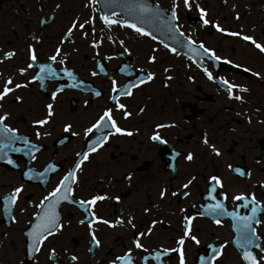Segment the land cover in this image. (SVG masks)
I'll return each instance as SVG.
<instances>
[{"label": "flooded vegetation", "instance_id": "1", "mask_svg": "<svg viewBox=\"0 0 264 264\" xmlns=\"http://www.w3.org/2000/svg\"><path fill=\"white\" fill-rule=\"evenodd\" d=\"M84 2L98 18V28H76L69 39L65 34L71 22L83 23L90 18L78 12L85 7ZM175 3L178 38L168 45L164 41L166 34L158 33L165 28H155L150 36L132 28H105L98 2L0 0V56L15 51L12 58L0 59V86L9 76L13 83H28V87L0 101V114L9 113L5 123L16 128L18 135L28 137L38 149L31 154L9 153L12 164L7 163V158L0 160V197L23 185L11 214L4 212V201L0 199V264H112L129 249L135 257L134 264H144L143 256L163 248H177L186 216L192 217L191 235L198 238L199 244L185 237V264H201L200 258L210 256L212 247L224 241L228 244L213 264H243L232 243L236 233L231 217L199 215L205 205L215 202L208 195V178L213 175L221 179L213 195L228 211L248 214L250 208L239 207L242 202L232 199L240 193L254 195L261 202L257 213L261 223L253 226L264 242V52L242 38L252 36L264 46V0H190V8L184 6L183 0ZM147 4L158 11L162 21L171 16L173 0H147ZM197 4L206 11L207 25L201 21ZM217 24L241 35L218 31ZM93 40L100 41L95 48ZM200 44L221 59H211V53L196 55ZM29 45L35 49L37 63L49 62L55 49H61L57 62H53L58 74L45 79L44 87L31 80L38 67L25 75L18 72L29 62ZM150 56H155V61H150ZM60 59L64 64L58 63ZM205 67L213 79L208 78ZM64 68L71 69L77 79L64 75ZM122 68L126 71L122 72ZM149 72L153 73L151 80L146 79ZM142 78L145 80L140 83ZM220 80L247 91L234 88L230 97ZM129 84L136 85L131 95H121L119 89ZM58 88L61 91L57 92ZM17 95L22 97L20 102L15 100ZM236 95L242 100L235 99ZM113 96L117 99H111ZM49 103L54 115L46 125H35L34 120L46 115ZM117 103H123L125 108H117ZM105 109H112L117 125L132 135L116 133L109 123L106 129H96L85 136L84 130ZM65 125L71 127L65 130ZM37 132L41 133L39 137ZM103 134L109 139L90 153L77 170L73 196L76 200L92 195L107 198L85 209L62 201L56 210L63 227L41 243L40 251L31 250L26 234L40 211L36 206L74 167L77 153L86 151ZM154 134L161 139L152 140ZM205 138L208 144L203 142ZM14 146L23 147L19 143ZM188 153L193 154L192 160L186 158ZM49 165L53 170L38 175ZM30 168L34 172L24 176ZM193 177V183L183 189L182 185ZM162 189L166 190L163 198L159 196ZM184 191L187 196L182 194ZM95 218L108 220L114 226ZM118 218L123 223L117 224ZM217 218L221 220L219 225L214 223ZM149 228V235H138ZM92 232L99 245L93 243ZM137 238L144 249L132 243ZM253 251L258 259L264 256L259 249ZM73 255L77 257L74 261L70 259ZM147 264L156 262L150 258ZM161 264H179V253L165 254Z\"/></svg>", "mask_w": 264, "mask_h": 264}, {"label": "snow or ice", "instance_id": "2", "mask_svg": "<svg viewBox=\"0 0 264 264\" xmlns=\"http://www.w3.org/2000/svg\"><path fill=\"white\" fill-rule=\"evenodd\" d=\"M114 2V0H112ZM91 4H96L97 0H90ZM183 4L186 8H190V0H183ZM106 7L108 4L106 3ZM120 6V5H118ZM59 7V5H57ZM122 7V11H124L127 15L135 16L136 18L141 19L145 23H152L158 26V28L163 27L166 28L169 32H174V28L172 25V21L176 19L177 13H176V3L175 0H173L172 4V12H171V19L168 21H162L160 19L159 13L154 12L153 9L147 4V0H133V2L125 4ZM197 8L200 11V17L203 24L207 25L209 21L205 19L206 11L197 4ZM100 19L104 22L106 26H111L112 24H120L121 26H127L129 28H132L140 35L150 36L151 33L147 32L144 28L138 27L135 23H130L127 19H121L120 17L116 16L115 12H113L111 15H103L100 17ZM92 24V18H89L85 20L83 23H79L78 20H73L71 22V26L68 27L66 36L70 39L71 35L73 33V30L76 28H79L80 30H83L85 28V25H91ZM216 28L218 31L221 32H227L228 35L232 36H238L241 35L237 32H228L226 29L221 28L218 24L216 25ZM83 35L87 36V33L84 32ZM182 35V34H181ZM173 39L175 36L173 35ZM246 41H251L257 49H259L261 52H264V46L257 43L252 36L244 35L242 37ZM111 39V37H109ZM152 39H156L155 36H152ZM63 42V41H62ZM100 43L99 40H93L92 46L95 48ZM123 43V41H121ZM165 47H168V45H165ZM191 47V44H190ZM172 52H176V48H170L169 49ZM202 50V51H201ZM127 51V49H125ZM61 49L56 48L55 53L48 57V61L46 63H37V55L35 53V49L32 45L28 46V54H29V62L27 63L26 67H20L18 69V72L20 75H25L29 69H32L34 67H38L39 71H37L34 75H32L31 80L32 81H39L40 86L44 87V80L47 78H56L57 76V69L53 67V62H57V56L60 54ZM211 53V59L213 60H220L221 57L216 56L212 50L206 48L203 44L199 45V49L196 50V55L203 57L205 55H208ZM15 55V51H8L2 54L0 56V59H10ZM150 61H155V56L149 57ZM60 64H64V60L60 59L58 61ZM122 72L126 71V68L121 69ZM167 71V70H166ZM204 71L208 78L211 80L213 79L212 73L208 71V69L205 67ZM64 75H66L68 78L72 80H76L77 77L74 75L73 71L68 68L63 69ZM93 75H96L95 72H93ZM153 78V73L149 72L147 73L146 79L151 80ZM145 78H142L140 80V83H143ZM220 83L227 87V91L230 97L233 96V89L234 88H241L239 85H233L229 84L227 80H220ZM73 87H76V84L72 85ZM28 87V83H13V77L9 76L6 80H4L3 85L0 86V101H2L9 93H12L13 91L20 89V88H26ZM133 87H136L135 84H129L126 86V88L119 89L121 95H131V89ZM242 91H247L246 88H241ZM61 91V89L56 90ZM113 91H118L116 82L113 81ZM55 92L53 93V96L55 97ZM99 95V93H97ZM237 100H242V97L239 95H236L234 97ZM111 99L116 100L117 98L115 96L111 97ZM15 100L17 102H20L22 100V97L17 95L15 96ZM116 107L119 109H124L125 105L123 103H117ZM112 109H105L103 114L99 116V118L91 124L90 127L86 128L84 130V135L87 136L90 133H93L96 129H106L109 126L115 130L116 133L120 134H127L132 135L130 131H126L125 129L119 127L117 125V122L115 119H113V116L111 115ZM9 113L5 112L3 114H0V160H3L7 158V163L12 164L14 163L11 158H8V154L11 152H26L27 154H31L32 152L38 150L37 145L32 144L29 142L28 137L23 135H18V130L14 127H10L7 123H5V120L7 119ZM54 115L53 112V105L51 103L46 105V115L44 118L36 119L33 121L35 125L43 126L46 125L49 122V118H51ZM130 114L125 111L124 116L128 117ZM70 125H65V130L70 128ZM158 127H165V125H158ZM47 135L48 133H44ZM41 135L40 132L36 133V136L39 137ZM75 135V133H74ZM109 139L107 134H103L96 137V140L90 144L86 151H83L81 153H77V161L67 174H65L59 181V183L53 188L51 192H49L46 196L43 197V199L40 201V203L36 206L40 209L38 213L35 214L36 220L35 223L31 225V230L27 232V237L29 238L31 244V250L33 251H40V245L41 243L47 239V237L54 235L57 230L61 229L63 227V222L61 220L60 214L57 212V206L62 201H68L73 204H78L80 208L85 209L88 206L95 205L97 201H102L106 199L107 197L105 195H92L88 199H81L76 200L73 196V186L78 183V177H77V170L81 169V164L83 161H87L89 159V154L97 151L107 140ZM152 140L159 141L161 137L157 134H154L151 137ZM205 144H208V140L205 138L203 141ZM22 144L23 147L14 146V144ZM212 148V151L219 155V151L215 148V146H210ZM186 158L188 160L193 159V154L188 153ZM32 159H35V156H32ZM49 170H53V166L49 165L47 168H45L44 172L38 173L40 176H44L45 173H47ZM237 172H240L239 169H236ZM33 169H28L24 173V176L29 177L31 173H33ZM195 178L189 179L187 183L182 185L183 189H187L189 185L193 183V180ZM210 188L208 191L209 197L215 201L212 204H208L204 206V211H201L199 215L203 216L205 214H212L216 217H231L232 219V228L235 230V237L232 241L233 244H235L238 248V251L240 252L241 260L243 261V264H264V256H260L259 259L257 258L256 254L254 253L253 249H259L261 252H264V242H261V238L259 235H257V230L253 226V223L256 225H259L261 223L260 219L257 217V213L261 211V202L255 198L254 195H245L244 193H240L238 195H234L232 199L234 201H240L242 202L239 207L243 208H250V211L246 215H241L239 212L232 210L228 211L225 208V205L220 200L216 199V196L213 195V193L216 192V186L221 184V179L218 176H210ZM23 191V185L19 187H15L12 189V191L9 194H5L3 197H0L4 201V212L11 214L12 207L16 204L19 194ZM184 196L188 195L187 191H184L182 193ZM166 195V190L162 189L159 193V196L163 198ZM175 195V193H173ZM218 195V193H217ZM118 199V198H117ZM23 211V209H21ZM145 212L148 211L147 208L144 210ZM183 211V209H181ZM94 216V214H93ZM14 220L15 217H12ZM100 220V218H95ZM192 220V217L186 216L184 217V233L183 235L176 241L177 248L171 249V248H163L162 250H157L150 254V256H143L141 257L144 264H147L148 260L151 258L153 259L156 264H161V258L169 253V252H178L179 253V264H185V254L183 251V245L185 243V237L190 238L195 243L199 244V240L195 235H191L190 230V221ZM81 224L85 223V220L78 221ZM100 222L109 225L110 227L114 226L110 221L108 220H100ZM117 224L123 223L121 219H117ZM129 223H131V219L129 220ZM214 223L217 225L221 224L220 219H215ZM153 224H155V221H153ZM89 230H92V222H89ZM152 229L149 228L144 233H139V236L149 235L151 233ZM92 241L94 244L99 245L100 241L96 238V235L94 232H92ZM134 246L137 249H144L143 243H141L140 239H134L132 241ZM228 244V241H224L223 243L219 244L216 247H212V254L208 257H201V264H213V262L222 255V250L225 248V246ZM146 251V249H145ZM52 255H55V250H52ZM71 260H76V256H71ZM135 257L131 255V249L126 251L123 255L117 256L113 261L112 264H134Z\"/></svg>", "mask_w": 264, "mask_h": 264}, {"label": "water", "instance_id": "3", "mask_svg": "<svg viewBox=\"0 0 264 264\" xmlns=\"http://www.w3.org/2000/svg\"><path fill=\"white\" fill-rule=\"evenodd\" d=\"M99 4V8L101 11L102 16L103 15H111L113 12H115L116 15H119L120 18L123 19H127L130 23H135L138 27H142L144 28L147 32L154 34L155 33V28H158L157 25L152 24V23H145L143 22L141 19L136 18L135 16H131V15H127L124 11H122V7L125 4L131 3L133 2V0H114V2H112V0H98L97 1ZM106 3L108 4V6L106 7ZM120 5V6H118ZM171 19V16L168 19H165L164 21H168ZM172 25L174 28V32H169L166 30L164 31H158V33H165L166 37L164 39V41L168 44L171 45L172 40H173V35L175 36V38H178V30L175 24V20L172 21ZM163 28V27H160ZM185 46L187 47V41L185 43Z\"/></svg>", "mask_w": 264, "mask_h": 264}, {"label": "rangeland", "instance_id": "4", "mask_svg": "<svg viewBox=\"0 0 264 264\" xmlns=\"http://www.w3.org/2000/svg\"><path fill=\"white\" fill-rule=\"evenodd\" d=\"M83 2H80V4H82ZM85 3V7H82V9H80L78 12H81V13H84V14H87L90 18L93 17L94 18V21H93V24H91V28H98V24H97V21H98V18L95 17V13L94 11H90L88 8H89V5L86 6L87 2H84ZM89 10V12L87 11ZM99 28H104V26L102 27H99ZM105 28H125L121 25H118V24H113L111 26H105ZM249 30V29H247ZM257 35L259 34V32L256 30L255 32ZM256 51V50H255ZM256 54H257V51H256ZM258 55V54H257Z\"/></svg>", "mask_w": 264, "mask_h": 264}]
</instances>
